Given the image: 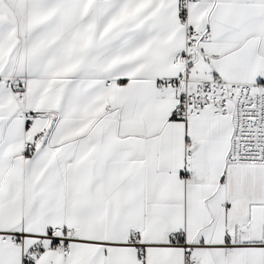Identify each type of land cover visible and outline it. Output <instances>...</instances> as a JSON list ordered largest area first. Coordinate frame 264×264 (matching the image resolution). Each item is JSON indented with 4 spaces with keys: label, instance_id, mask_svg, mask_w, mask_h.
<instances>
[{
    "label": "snow or ice",
    "instance_id": "snow-or-ice-1",
    "mask_svg": "<svg viewBox=\"0 0 264 264\" xmlns=\"http://www.w3.org/2000/svg\"><path fill=\"white\" fill-rule=\"evenodd\" d=\"M0 264H264V0H0Z\"/></svg>",
    "mask_w": 264,
    "mask_h": 264
}]
</instances>
